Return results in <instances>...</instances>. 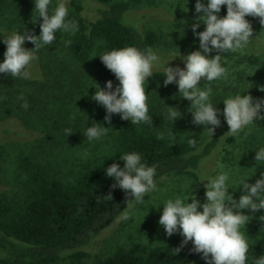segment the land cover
Masks as SVG:
<instances>
[{
	"label": "rangeland",
	"instance_id": "rangeland-1",
	"mask_svg": "<svg viewBox=\"0 0 264 264\" xmlns=\"http://www.w3.org/2000/svg\"><path fill=\"white\" fill-rule=\"evenodd\" d=\"M86 1L90 6H96L95 0ZM114 1L117 0H107L104 4ZM61 2L68 7V19L72 20L68 0H52L49 14ZM202 2L207 6L208 0ZM195 4L196 0H153L152 4L143 1L140 5L131 6L129 18L139 29L155 31L162 37V42L154 48V53L160 58L159 63L153 69L154 75L148 78L146 88L149 95V115L153 121L150 129H158L163 134L182 140L201 141L210 137L204 126L193 124L186 131L177 132V120L174 123L168 120L167 107L177 108L183 105L189 111L191 102L180 97L177 84L165 87L166 77L163 75L166 66L183 69L185 65L182 57L200 50L199 39L193 33L192 26L202 13H196ZM34 8V0H0V29L23 34L25 28L39 36L43 21L38 18V13H33ZM218 15L220 18L227 15L226 5L222 6ZM90 17L95 18L92 13ZM182 21L187 23L183 24ZM251 24L252 42L235 53L222 54L221 64L228 69V79L216 80L210 85L203 79L200 82L201 87L212 88L210 100L220 113L218 118L222 117L223 101L229 96L251 95L254 100H264V92L259 90L264 87V26L254 17ZM204 30L205 26L201 24L196 31L198 33ZM70 34L57 31L53 45L35 52L37 59L27 69L28 78L13 79L7 74H0V138L3 139L0 141L5 150L0 160V196L12 197L22 187L25 175L19 163L23 156L28 155L35 162L50 164L61 177L66 178L82 163L92 161L112 148L115 132L108 131L101 140L91 143L83 135L87 127L93 126L89 121L92 96L96 91L95 83L100 85L105 79V65L99 58L97 48L93 49L84 62H74L68 55L65 43ZM25 42L30 45L31 50L34 49L35 45ZM251 52L259 56V62L255 65L246 62V57ZM216 54L212 52L209 58ZM3 61L0 59V63ZM249 84L252 85L250 89ZM20 96L24 100L18 99ZM25 100L28 103L27 109L21 106ZM260 115H264V109ZM115 122L118 125L144 128V123L132 125L130 121L122 120L120 115ZM253 124L238 136L225 135L233 137L232 142L223 141L202 162L197 182L187 176L163 178L156 183L157 190L147 194L143 204L131 205L99 233L89 246L82 247L81 250L87 252L91 260H99L119 248H127L131 243L171 246L175 239L182 236L176 233L168 237L159 224L163 204L186 191H191L200 204L206 203L205 185L209 179L219 174V164H223L224 170L229 171V194L238 201L245 194L240 186L242 180L253 185L262 178L264 162L255 161V152L264 148V121L255 119ZM218 129L219 127L215 129L214 134ZM66 130H71L72 135L69 136ZM242 211L246 215L247 210ZM245 234L250 242L253 232L249 223ZM62 262L61 259L57 264ZM195 264L206 262L201 257Z\"/></svg>",
	"mask_w": 264,
	"mask_h": 264
},
{
	"label": "trees",
	"instance_id": "trees-1",
	"mask_svg": "<svg viewBox=\"0 0 264 264\" xmlns=\"http://www.w3.org/2000/svg\"><path fill=\"white\" fill-rule=\"evenodd\" d=\"M95 1L96 6H90L86 0H68L72 21L79 28L68 37L67 41L71 43L66 44L74 62L87 60L94 48L99 50L100 56L127 46H135L141 51L151 48L154 52L162 42L160 34L139 29L129 18L132 5H140L143 1L152 4L153 0H117L111 4H104L107 0ZM91 13L95 18L90 17ZM246 19L251 23L253 17ZM10 34L0 29L2 60L6 51L3 40ZM24 47L31 50L26 42ZM246 62L255 65L259 56L251 52ZM108 81H112L113 90L119 85L115 75L105 67V79L99 86L106 90ZM177 109L182 118L177 120L176 129L184 132L194 124L193 116L183 105ZM106 114V109L93 100L89 121L115 132L111 150L82 163L69 177H61L50 164L35 162L28 155L20 160L25 175L22 187L12 197L0 196V264H57L61 259L62 264H195L202 257L192 251L191 242L179 254L174 253L183 237L175 239L169 247L131 243L99 260H91L81 248L89 246L120 214L137 203L135 200L127 203L130 197L119 187H112L115 180L105 175V169L113 163L123 169L124 162L120 157L136 152L141 155L142 163L156 166V183L166 177L179 176L197 182L202 162L220 143L233 140V137L225 136L229 127L224 116L219 118L221 126L216 134L196 140L193 146L189 144L190 139L182 140L150 129L151 124L144 123L143 129L118 125L115 122L118 114H113L111 124H108ZM2 145L0 141V160L5 153ZM261 171L264 174V163ZM109 193L112 200L104 198ZM246 215L252 216L249 224L253 232L247 264H253L254 258L264 255V221L259 219L264 210L257 213L247 210Z\"/></svg>",
	"mask_w": 264,
	"mask_h": 264
},
{
	"label": "clouds",
	"instance_id": "clouds-1",
	"mask_svg": "<svg viewBox=\"0 0 264 264\" xmlns=\"http://www.w3.org/2000/svg\"><path fill=\"white\" fill-rule=\"evenodd\" d=\"M34 3L33 13H38V18L43 21L40 24V35L36 36L24 28L23 34L13 31L3 40L6 51L3 63H0V74H7L13 79L28 78L27 69L37 59L35 52L53 45L57 31L74 35L79 30L78 24L68 19L69 9L65 3H59L51 15L49 6L52 0H34ZM225 5L227 15L220 18L218 14ZM195 11L202 13L192 26L193 33L199 39L200 50L182 57L185 65L183 69L166 66L163 73L166 77L164 86L173 83L178 85L180 97L191 102L189 111L193 116L192 122L204 126L212 136L215 129L221 126L218 118L220 113L210 100L212 88L201 87L200 82L203 79L210 85L213 81L228 79V69L221 64L222 54L235 53L252 42L253 27L246 17L258 18L261 26H264V0H208L207 6L202 0H196ZM201 24L205 26V30L197 33ZM25 41L35 45L34 49H26ZM212 52L217 54L209 58ZM99 58L119 81L114 90L112 81L106 83V90L95 83L96 91L92 99L106 109L105 122L111 124L112 115L118 114L122 120L130 121L132 125L153 124L152 116L149 115V95L146 88L148 78L154 75L153 69L159 63L158 55L151 48L141 51L135 46H127L105 52ZM249 85L250 89L252 85ZM259 90L264 92V87ZM18 99L24 100V97L20 96ZM223 104L222 114L229 127L227 135L238 136L244 129L254 125L255 119L264 121V115H260L264 109V100L237 94L226 98ZM21 106L27 109V101ZM167 109L168 120L174 123L182 118V113L176 107ZM108 129L94 123L92 127H87L83 135L91 143L106 136ZM66 131L69 136L72 135L71 130ZM189 144L194 146L196 140L190 139ZM255 153V161L264 162V148ZM120 160L124 162L123 169L119 164L113 163L105 169V175L115 180L113 188L119 187L130 197L127 203L135 200L143 204L145 196L157 190L156 166L142 163L141 155L136 152L124 154ZM218 167L221 170L219 174L209 179L205 185L206 203L200 204L191 191H186L175 199L170 198L163 204L159 224L168 237L176 233L183 237L180 247L173 250L175 254H179L191 242L192 251L202 254L206 264H247L249 239L245 231L252 216L243 214L242 210L252 213L264 210V174L253 185L242 180L240 186L245 194L237 201L229 194V171L224 170L223 164ZM104 198L113 199L111 193ZM189 200L192 202L188 203ZM201 208L202 211H199ZM259 219L264 221V215ZM253 264H264V255L254 258Z\"/></svg>",
	"mask_w": 264,
	"mask_h": 264
}]
</instances>
